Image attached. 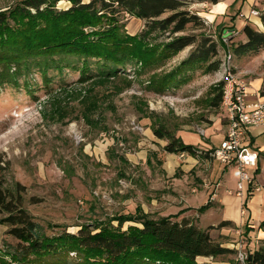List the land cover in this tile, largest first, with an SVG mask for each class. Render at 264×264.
<instances>
[{
	"label": "rangeland",
	"instance_id": "1",
	"mask_svg": "<svg viewBox=\"0 0 264 264\" xmlns=\"http://www.w3.org/2000/svg\"><path fill=\"white\" fill-rule=\"evenodd\" d=\"M24 1L0 0V12L18 8ZM237 3L230 12L233 15L223 19L226 23H210L199 15L206 23L204 28L190 26L176 35L211 37L219 45L223 64L215 74L203 69L189 73L187 82L171 91H157L162 77L175 71L192 47L158 60L163 45L171 40L170 34L157 32L143 37L145 22L129 16L121 22L129 39L128 60L118 77L79 82L78 71L64 68L50 70L47 81L36 72L28 85L22 81L19 88L0 89L2 172L8 188L20 192L24 208L47 235L77 233L83 225L116 227L121 215L133 214L137 207L150 218H187L203 229L218 227L223 216L241 217L240 207L234 203L223 209L214 203L205 212L196 209L204 206L203 194L191 204L189 199L195 193L184 173L176 180L167 178L160 164L166 141L159 140L153 131L162 125L196 146L204 142L208 130L221 136L229 125L223 110L229 78L234 75L242 86L250 87L252 79L264 76V51L253 58L230 60L233 46L246 39L245 23L264 32L256 25L261 16L251 22L241 17L251 10L264 13V2L249 11ZM70 6L61 2L57 8L67 10ZM196 10L190 8L197 14ZM222 82V108L213 107ZM215 141L220 143L221 138ZM153 152L158 157L149 165L147 159ZM1 220L0 216V264H20L5 253L8 245L17 246L19 241L8 235ZM245 224L212 230L214 240L236 252L198 258L197 264H247L248 253L258 249L262 240ZM131 226L140 227L127 221L123 230Z\"/></svg>",
	"mask_w": 264,
	"mask_h": 264
},
{
	"label": "trees",
	"instance_id": "2",
	"mask_svg": "<svg viewBox=\"0 0 264 264\" xmlns=\"http://www.w3.org/2000/svg\"><path fill=\"white\" fill-rule=\"evenodd\" d=\"M221 1L25 0L18 8L0 12V89L19 88L22 81L28 85V79L36 72L47 81L50 70L64 68L78 71L79 82L118 77L125 71L129 51V39L123 34L121 24L124 16L145 22L143 37L157 32L170 34L171 40L163 45L158 60H167L192 47L189 57L175 71L162 77L159 93L186 83L189 73L199 69L215 74L223 64L218 43L206 35H176L190 26L205 27V21L190 11L192 5ZM61 2L71 6L67 10L58 9ZM261 21L264 25V13ZM243 34L246 39L233 46L230 60L253 58L264 51V32L246 24ZM224 86L222 82L213 107L222 108ZM153 131L158 139L167 142L163 151L168 154L211 157L215 151L200 153L196 146L186 144L162 125L155 126ZM154 157H158L156 152L147 164L152 165ZM2 164L0 158L1 223L8 228V235L19 241L17 246L8 245L5 253L20 264H197L198 258H217L236 252L211 236L214 229L233 226L231 221L203 229L187 218L181 221L172 216L150 218L141 207L133 214L121 215L116 227L83 225L77 233L63 231L47 235L24 208L20 192L8 188ZM210 207L211 203L200 211ZM127 221L140 227L123 230ZM247 230L253 231L249 227ZM261 242L258 249L248 253L247 264H264V240Z\"/></svg>",
	"mask_w": 264,
	"mask_h": 264
},
{
	"label": "crops",
	"instance_id": "3",
	"mask_svg": "<svg viewBox=\"0 0 264 264\" xmlns=\"http://www.w3.org/2000/svg\"><path fill=\"white\" fill-rule=\"evenodd\" d=\"M235 2H238V7L241 6L244 10L249 11L259 5L260 2H264V0H223L218 4H194L190 8L197 9V14L205 17L210 23H216L218 21L219 23H226L227 20L224 21L223 19H228V16L233 15L230 12L233 9ZM256 22L257 27L263 31L262 29H264V25L261 18L259 21L256 20ZM234 24L236 25V21ZM245 25L246 23L244 26ZM250 87L251 90L259 94L262 101H264V76L252 79ZM207 132L206 137L203 138L204 142L197 146L194 145L200 153L202 151H210L220 147L226 134L225 131L221 136H213L212 134H209V130ZM219 137L221 138V142L217 143L215 140ZM246 142L249 144L250 150L256 152L259 156L258 167L256 169V181L259 185L264 186V132H261L258 129L250 130ZM165 145H167V142ZM212 158V156L208 157L206 154H200L198 156L185 154L183 156L166 153L163 162L161 161V165L167 178L173 180L179 179V174L182 172L188 181L192 183L190 189H192L195 194L192 196L191 200L189 199L191 204L194 200L198 199L199 194H203V197L206 200L204 206L211 203L212 207L216 204L220 209H223L227 206H232V203H234L235 206L240 207L241 217L233 219L223 216L221 222L231 221L237 225L246 222L245 225L253 230L250 233H259L260 239L264 240V228H261L262 224H264V192L245 194L244 197L238 196L237 178L234 175V170L230 167H225L213 158L216 161L215 162ZM220 188H224L223 191H221ZM229 200H231V205L228 204ZM245 202L246 206H244ZM190 207L196 208L193 205ZM244 210L247 212L246 216L243 214Z\"/></svg>",
	"mask_w": 264,
	"mask_h": 264
},
{
	"label": "built area",
	"instance_id": "4",
	"mask_svg": "<svg viewBox=\"0 0 264 264\" xmlns=\"http://www.w3.org/2000/svg\"><path fill=\"white\" fill-rule=\"evenodd\" d=\"M259 16L261 14L256 10H251L249 14H241V17L248 22ZM223 110L224 113H231L232 125H226L224 140L211 156H214L220 164L234 170L238 196L264 192V186L256 181L259 156L250 150L246 142L250 130L258 129L264 132V101L259 94L251 90V87H242L241 84L231 80L227 105ZM245 213L246 210L243 214ZM244 259L242 255V260Z\"/></svg>",
	"mask_w": 264,
	"mask_h": 264
},
{
	"label": "bare ground",
	"instance_id": "5",
	"mask_svg": "<svg viewBox=\"0 0 264 264\" xmlns=\"http://www.w3.org/2000/svg\"><path fill=\"white\" fill-rule=\"evenodd\" d=\"M229 72V71H228ZM231 80L233 81V82H237V83H239L238 81H237V79H235V76L233 75V77L231 76L230 78H229V80H228V85H227V87L225 88V90H224V105L226 106L227 105V98H228V95H229V91H230V86H231ZM240 84V83H239ZM241 86H242V83H241ZM242 87H245L244 85L242 86ZM228 114V119H229V125H232V118H231V113H227Z\"/></svg>",
	"mask_w": 264,
	"mask_h": 264
}]
</instances>
